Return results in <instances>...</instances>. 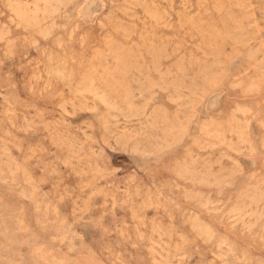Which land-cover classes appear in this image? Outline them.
I'll return each mask as SVG.
<instances>
[{"label": "rangeland", "instance_id": "1", "mask_svg": "<svg viewBox=\"0 0 264 264\" xmlns=\"http://www.w3.org/2000/svg\"><path fill=\"white\" fill-rule=\"evenodd\" d=\"M0 264H264V0H0Z\"/></svg>", "mask_w": 264, "mask_h": 264}]
</instances>
